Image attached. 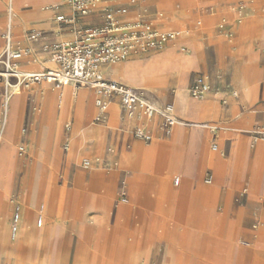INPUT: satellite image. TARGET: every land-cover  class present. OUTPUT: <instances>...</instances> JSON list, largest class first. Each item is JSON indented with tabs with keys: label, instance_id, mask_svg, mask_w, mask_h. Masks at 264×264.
I'll list each match as a JSON object with an SVG mask.
<instances>
[{
	"label": "crops",
	"instance_id": "obj_1",
	"mask_svg": "<svg viewBox=\"0 0 264 264\" xmlns=\"http://www.w3.org/2000/svg\"><path fill=\"white\" fill-rule=\"evenodd\" d=\"M10 2L13 5L12 0L8 5ZM66 2L59 0L58 6L46 11L47 6L57 3L49 4L44 7L45 11L32 14L28 21L18 17L13 5L14 20L18 17L26 32L24 42L20 43L15 36L16 23L13 22L16 45L12 43V46L25 53L19 62L22 71L40 72L53 68L54 65L48 61L49 54L44 50L72 39V28L59 25L55 20L58 16H71ZM242 2L253 6L259 1L137 0L135 5H129L121 1L100 0L89 15L79 19V26L97 27L102 24L104 10L125 7L130 17L143 14L160 32H179L178 27L189 31L178 43L168 47V54L162 53L167 48L165 46L162 51L121 62L124 68L141 66L151 69L141 83L119 74L117 64L101 68L105 79L131 88L157 108L168 104L175 108L177 93H180L179 110L174 113L178 124L169 133L164 132L159 118L148 121L139 112L128 115L121 109L118 98L97 95L87 88L75 90L68 85L72 91L67 94L64 113L58 108V117L63 118V130L59 140L61 158H58L57 171L62 167V178L66 153L72 148L74 133L78 143L90 145L94 150L100 142L106 149V162L98 165L108 170L94 168L89 179H85L82 171L74 167L73 177L66 182V188L82 196L94 186L103 188L106 177L110 175L115 183L111 193L112 214H115L123 200L130 201L128 186L134 183L139 173L131 166L146 164L149 170L142 176V182L155 183L157 195L154 200L145 205L130 203L121 209L125 225L115 227L112 234V248L118 259L131 254L134 260L142 257L140 264H165L169 254L173 264H264V140L253 141L255 133L264 131V18L252 15V11L245 8L247 19L243 25L234 20L232 24L217 29L218 23L229 16L230 9ZM5 10L0 9V56L5 47L3 36L6 33L2 34L7 25L3 22ZM30 32L38 33L39 38L29 41L27 35ZM198 76L207 77L210 86V92L203 100L196 99L201 104L191 102L195 99L189 93ZM11 83L15 81L11 80ZM37 86L29 90L21 89L22 95L16 100L19 115L13 145L4 147L12 153L14 147L26 144L28 150L24 158H15L10 169L16 177L15 202L23 199L22 196L27 199L30 180L23 179V176H31L34 171L31 166L34 142L26 139L24 132L31 130L28 122L34 116V109L43 107L34 93ZM11 89L6 91L0 82V134H3L6 125L1 120L2 108L5 111L9 100L16 99ZM6 92L8 102L4 108ZM96 99L107 104L102 124L95 122L101 116L95 106ZM51 102H58L56 96ZM56 124L59 125L58 122ZM67 125H70L69 131H66ZM137 128L147 132L151 140L145 143L135 139L133 132ZM68 140L71 148L66 152ZM213 147H216L215 151ZM172 152H177L179 161L175 174L167 169V157ZM216 153L223 159L222 170L218 173L213 157ZM25 161L29 165L25 166ZM46 171L48 177L51 173ZM52 173L54 176L56 172ZM175 179L179 180L177 186L174 185ZM208 179L210 183L206 184ZM219 179L226 183H219ZM172 193H175L173 201L170 199ZM119 195L124 199L120 201ZM4 202V213L0 218V264H7L8 251L20 259L27 253L25 246L11 247L7 243V239L12 243L18 239L22 215L18 203L13 204L6 199ZM190 204L200 214L192 221L186 216ZM17 206L20 209L19 232L17 239L11 240L10 229ZM73 208L72 217L66 223L69 241L72 234H77L79 243L76 251L81 248L89 251L84 244L87 242L90 245L94 226L83 219V201L75 200ZM209 213L214 215L211 230L205 226ZM50 215L51 211L43 237L50 236L57 229L56 222L50 221ZM28 217H33V209L28 211ZM165 229L171 232L169 239L165 237ZM48 251L49 247L45 246L41 254L45 255ZM39 254L37 249L36 257Z\"/></svg>",
	"mask_w": 264,
	"mask_h": 264
},
{
	"label": "rangeland",
	"instance_id": "obj_2",
	"mask_svg": "<svg viewBox=\"0 0 264 264\" xmlns=\"http://www.w3.org/2000/svg\"><path fill=\"white\" fill-rule=\"evenodd\" d=\"M0 1L3 3L2 9L4 10L6 8L3 14V22L7 24L10 18L9 12L7 11V5H8L9 0H0ZM58 1L59 0H12L13 5L16 8V11L18 13V16H20V13L22 12V10H26L25 12L37 14L38 12L45 11L44 10L45 6L49 4L57 3ZM257 2L258 3L253 6L247 5L245 2H242L241 4H237L233 6L230 9L229 16L224 17L218 23L217 29L220 26H226V25L232 24L235 19H238V11H237L238 9L237 8L239 6L243 7L244 9L249 8L252 11V15H256L257 17L264 18V14L261 12V8L264 6V0H257ZM245 21H242L240 25H242ZM177 29L180 32L179 38L176 41L170 42L167 45V48H165L162 51V53L166 52L168 50V47L171 44L178 43L184 34L189 33V31L183 28L178 27ZM221 30H224V29H220V31ZM7 31L8 30L5 29L2 32V34H5ZM25 33L26 32L24 28H22V30L20 31V34L17 35L19 37V40L21 41L20 43L24 42L25 37H26ZM117 65H124V64L119 63ZM109 71L111 72L112 69H109ZM61 87H57V86H53L52 84L44 83V84L38 85L35 88L34 93L39 95V94L44 93L45 89L46 90H54V89L57 90V89H60ZM70 90L72 91V88H70ZM76 95L77 94H75L74 97ZM191 102L201 104V102H198L197 100H193ZM59 105H60L59 102L55 104V108L57 111H59L58 109ZM2 111H3V108H2ZM33 112H34V116L31 117L28 122L29 126H31V130L29 129V130H26L25 132L23 131L24 134L26 135V139L29 138L30 140L31 138V140H33L34 142L33 143V154H31L32 155V159H31L32 165L31 166L33 167L34 171L31 176L30 175L23 176V179L30 180L29 193L27 194L26 200H25V197L22 196L23 199L20 198L19 201H16V202L14 201L13 199L15 197L14 185L16 183V177L13 174H11V171H10V169L13 167V162L15 158L19 156L24 158L25 152H28L26 144H22L21 146L18 145L17 147L13 146L15 148L13 153H11L10 149H8L9 156H10L9 161L8 163H6L0 168L1 169L0 170V203L4 205L5 199L11 201L13 204L18 203L21 207V215L23 213L22 211H24L25 208H27L28 210L33 209V217L30 218V222H31V226L34 229L36 235L34 239L31 241V243L25 246L27 248V253H26V256H24L22 259L31 261L35 264H39L44 259H47V258H50L51 260H56L58 257H63L65 260V264H73L74 258L79 252H81L83 254H86L89 257H94V256L96 258L98 257L105 264H109V263L112 264V262H115V264H126V262L127 264L128 263L132 264L133 262L135 264H140V262H142L141 256L134 260L131 254L130 255L125 254L121 259L120 258L118 259L117 253L111 246L113 244L112 234H113V231H115L114 229L115 227H122L123 225H125V217H124V214L121 212L122 208L126 207V205L130 203H135V202L140 203L141 205H145L146 202L152 201L154 200V198H156L157 191L154 190L155 183L154 182L153 183L152 182L151 183L142 182V176L146 173L139 171L138 175L135 178L134 183L128 186L129 187L128 195H129L130 201L121 202L115 214H112V198H111V193L115 189V183L110 175L106 177L105 186L103 188H98L94 186L93 188H91L90 191L86 192L84 195L77 196V193H75L73 190L69 188H66L67 186H65L66 182L70 181L71 178L73 177L74 167L82 171L81 174L82 176H84L85 179H89V176L91 175L94 168L101 169V170H108L104 166L98 165V164H102L106 162L105 161L106 160L105 159L106 149H104L103 145L100 142L98 143L97 149H94V150L92 149L90 145H85L82 142L78 143L76 141L75 133H74V142H73L72 148L68 153H66V167H65L64 176L62 178V167H60V169L57 171L58 159L57 157L53 156V152L50 146L51 147L57 146L58 154H59L58 158H61L60 157L61 147H60L59 140H60L61 131L63 130V119L59 120L58 121L59 125L56 126V130L58 132V138L50 143L49 140H47L48 138L45 137L47 136L45 133L47 123H42V124L38 122L36 123L35 115L38 112V109L36 111V108H35ZM96 124H102V122L96 123ZM73 132H74V127H73ZM9 145H13L12 141L10 142ZM213 157L216 160V165H215L216 173L221 172L222 170L221 164L223 162L221 155L219 153H216V154H213ZM83 159H88L90 161L97 160L98 162L95 164L91 163L89 164L88 168H84L82 164ZM168 159H170V156L168 157ZM25 162H26L25 166L29 165L28 161H25ZM177 164L179 167V161ZM9 166H10V169H9ZM131 169L135 170L134 166H131ZM46 170H50V173H51L48 175V177L46 175L48 171ZM54 171L56 173L53 176L52 172ZM169 172L172 174H175L178 172V170L176 172H171V171ZM171 181L172 179L170 180V183ZM218 182L226 183L225 180L223 179H219ZM7 185H9L10 187ZM138 193L141 195H139ZM172 194L175 195V193H172ZM79 199L80 201L84 202L83 219L85 221L90 222L91 225L94 226V231L92 234L90 245L87 242L84 244L86 247H89V251L88 249L83 250V248H81L80 251L78 250L76 251V247L78 246V243H79L77 234H72V238L70 239V241L68 238L69 229L66 223L72 217L71 213H72V210L74 209L73 208L74 201L79 200ZM118 199L121 201L124 199V197L119 195ZM174 199L175 197L172 198L171 200L173 201ZM216 200H217V197L214 198V201ZM39 204H40V207L44 206V209L42 212L43 214L42 223L41 222L38 223L37 221L38 215H40L41 213ZM50 211H51L50 221H52V223L56 222L57 229L50 236L43 237V233L45 231V225L48 219L47 214H49ZM198 215L200 214L197 213V210L194 208V206L190 204L188 206L187 213H186L188 220L192 221L193 219L197 218ZM77 220H78V215L76 216V221ZM213 222H214V215L213 213H209V215L207 216L206 222H205V226L207 230H211L213 228ZM111 223H113V226H111ZM170 235H171V232L168 229H165V237L168 238L170 237ZM7 241L9 242V239H7ZM19 242H20V238H18L15 241V243L14 242L13 243L15 245H19ZM46 245L49 247V251L45 255H42L41 251ZM190 245H192V241L190 242ZM37 249H38V252L40 253L38 257H36ZM165 264H173L169 254L166 255Z\"/></svg>",
	"mask_w": 264,
	"mask_h": 264
},
{
	"label": "built area",
	"instance_id": "obj_3",
	"mask_svg": "<svg viewBox=\"0 0 264 264\" xmlns=\"http://www.w3.org/2000/svg\"><path fill=\"white\" fill-rule=\"evenodd\" d=\"M112 2H126L135 5L137 0H109ZM100 0H67L66 4L71 10L70 17L58 16L55 18L59 25L72 28V39L47 47L48 59L53 68L40 72L22 71L19 62L25 54L24 51L14 49L9 31L3 36L5 41L4 50L0 56V82L6 91L10 88L29 90L41 83L53 84L57 87L72 85L75 90L87 88L97 95L116 97L119 99L121 109L128 115L139 112L148 121L159 118L161 127L165 133H169L177 124L173 106L168 104L163 108H157L143 99L141 94L131 88L115 81L104 78L101 68L111 66L130 59L154 52L162 51L167 43L174 39L171 33L158 31L145 15L137 13L129 16L127 8L117 10H104L102 24L97 27H82L78 25L79 19L86 17L93 11ZM238 19L245 16V9L237 8ZM264 13V6L261 8ZM219 28H223L220 26ZM38 33L30 32L27 35L29 41L39 38ZM11 80L15 83L12 84ZM210 92L207 77L198 76L189 89L192 98L203 100ZM8 102V94L4 96V108ZM95 106L100 110L101 116L95 122L104 121L102 117L107 111V104L101 99H96ZM70 125L66 126V131ZM133 137L142 142H149L151 136L141 128L135 129ZM264 140V131L254 134L253 141ZM67 148V147H65ZM216 147H213L215 151ZM84 168L89 164L84 163ZM179 180H174L178 185ZM210 180H206L209 184ZM17 214L15 213L10 229L14 236Z\"/></svg>",
	"mask_w": 264,
	"mask_h": 264
},
{
	"label": "bare ground",
	"instance_id": "obj_4",
	"mask_svg": "<svg viewBox=\"0 0 264 264\" xmlns=\"http://www.w3.org/2000/svg\"><path fill=\"white\" fill-rule=\"evenodd\" d=\"M59 3L57 4H53V5H49L45 8V10H49L51 7H55V6H58ZM3 8V3L1 2L0 3V9ZM7 11L9 12V15H10V18L8 20V23L6 25V29L9 31L10 33V39H11V42L13 44H15L14 42V39H13V22L16 23V32H15V36H16V39H19V37L17 35L20 34V31L22 30L23 26H21L20 24V20H19V16L17 17V19L14 20V8H13V5L12 3L10 2V4L8 5V9ZM33 13H30V12H25V13H20V17L22 19H24L25 21H28L30 19V16L32 15ZM247 18L246 17H242L240 19H235L236 20V23H241L242 21L246 20ZM243 25V24H242ZM162 33H171L174 35V39L169 41L167 43V45L170 43V42H173L175 41L176 39L179 38L180 36V33L179 32H176V31H167V30H164ZM16 45V44H15ZM166 45V46H167ZM183 52H185L184 50H182ZM167 53V52H166ZM173 53V52H172ZM165 54V53H164ZM164 54L162 56H164ZM168 54V53H167ZM174 54V53H173ZM172 55V54H170ZM175 55V54H174ZM177 56V55H176ZM159 58V57H158ZM161 58V57H160ZM174 58V57H173ZM162 59V58H161ZM49 61V59H48ZM50 62V61H49ZM119 64V63H118ZM117 67H120L119 68V74L125 76L127 79H129L130 81H134V82H139L141 83L142 80L146 79V77L148 76V74L150 73V70L151 69H147V68H142L141 66H138V67H128V68H124L123 65H116ZM115 68V67H114ZM116 69V68H115ZM118 69V68H117ZM113 71V69H112ZM168 73V72H167ZM163 74V73H162ZM166 75V73H165ZM112 76V75H111ZM151 76V74L149 75ZM119 77V76H118ZM117 77V78H118ZM121 77V76H120ZM163 77V76H162ZM113 78V76H112ZM115 78V77H114ZM158 78V77H157ZM164 78V77H163ZM168 79V78H167ZM115 80H117L115 78ZM168 82V81H166ZM163 83V82H162ZM41 84H44V83H41ZM45 84H48V83H45ZM147 85V84H146ZM166 85V83H165ZM146 87V86H145ZM148 87V85H147ZM160 87V86H159ZM158 87V88H159ZM162 87V86H161ZM155 88V86H154ZM70 87L66 86V87H61L60 89H57V90H44V93L42 94H39V95H42V96H39L37 95V98L40 100V102L42 103V108H38V112L36 113L35 115V122L37 123H47V127H46V130H45V133L49 140V142H53L54 140H56L58 138V132L56 130V122H58L59 120L63 119H59L58 117V111L56 110L55 108V103H52V98L54 96H56L58 102L60 103V105L58 106V108L60 107L61 110L63 111L64 113V108H65V100H66V97H67V94L68 92H70ZM11 92L14 96H16V99H11L9 100V103L7 105V109L5 111H2L1 113V120L5 121V130L3 132V134H0V168L5 165L6 163H8L9 161V151L8 149H4L5 146H8L10 144V142L12 141V138H13V135H14V132H15V124H16V121H17V118H18V115H19V110H18V107H17V103H16V100L18 98V96L22 95V91L17 89V88H12L11 89ZM77 95L74 97L76 99ZM196 100V99H195ZM181 103V97H180V93H177V100H176V103H175V108H174V105L173 106V111L175 113V111L177 112L179 110V105ZM113 104V103H112ZM197 104V103H195ZM207 104V103H206ZM91 108V106H90ZM73 110H75V108L73 107ZM77 110V109H76ZM36 111H37V108H36ZM64 115V114H63ZM113 115H115V113H113ZM34 130V129H33ZM31 139V138H30ZM72 140V139H71ZM48 142V141H47ZM46 142V143H47ZM45 144V143H44ZM47 146V145H46ZM44 146V147H46ZM66 152H68L71 148L70 146V141L68 140V143H67V146H66ZM7 148V147H6ZM51 150L53 152V156L54 157H57L58 159V148L57 146H53L51 147ZM21 152V151H20ZM74 152V151H73ZM13 153V152H12ZM43 153V152H42ZM23 154V153H22ZM49 155V154H48ZM170 156V159H167V169L168 171H171V172H176L178 170V154L177 152L175 153H170L168 155V157ZM50 157V156H49ZM72 157V156H71ZM167 157V158H168ZM13 158V157H12ZM23 158V157H22ZM42 159V158H41ZM40 159V160H41ZM68 159V158H67ZM70 159V158H69ZM11 160V159H10ZM87 163V164H95L97 163L98 161L95 160V161H90L88 159H84L82 161V164L84 165V163ZM134 168L135 170H137L138 172H145L147 173L149 168L148 166L145 164H135L134 165ZM9 169H10V166H9ZM1 170V169H0ZM3 174V173H2ZM141 174V173H140ZM3 176V175H2ZM10 176V175H9ZM5 178V177H4ZM8 179V178H7ZM5 181V180H4ZM7 182V181H6ZM6 185V184H5ZM13 185V184H12ZM9 186V185H7ZM10 187V186H9ZM7 187V188H9ZM6 188V187H5ZM4 189V188H3ZM141 190V189H140ZM153 190V189H152ZM154 190H156L154 188ZM8 192V191H7ZM140 193V192H139ZM138 193V194H139ZM154 193V191H153ZM156 193V192H155ZM44 194V193H43ZM152 194V193H151ZM8 195V194H7ZM141 195V194H139ZM138 195V197H139ZM155 195V194H154ZM42 197V196H41ZM151 197V196H150ZM175 195H171L170 199L174 198ZM9 199V198H8ZM11 199V198H10ZM14 199V198H13ZM143 199V198H142ZM150 199V198H149ZM152 200V199H151ZM41 201V199H40ZM122 202H126V200H123ZM20 206V205H19ZM39 207H40V204H39ZM43 209H44V206H41V213L38 217V221L39 223L43 221ZM52 210V209H51ZM28 210L27 208L24 209V211H22V219H21V225H20V233H19V236H18V232H19V223H20V209L19 207L17 206L16 207V214H17V220H16V227H17V231L15 233L14 236H11L10 234V237H11V240H16L17 239V236L18 238H20V242H19V245H22V246H26L27 244L31 243V241L34 239L36 233L34 231V229L32 228L31 226V222H30V218L28 217ZM4 213V205L0 203V218L2 217ZM48 215V214H47ZM42 226V225H41ZM42 228V227H41ZM40 230V229H39ZM42 234V233H41ZM39 240V239H38ZM38 242V241H37ZM7 243L10 244L11 247H15L17 245H15L14 243L12 242H8ZM48 245V244H47ZM46 245V246H47ZM112 246V245H111ZM20 247V246H19ZM6 257H7V264H35L31 261H28V260H23V259H20L16 256H14L13 254H11V251H8L6 253ZM168 259V258H167ZM130 260V259H129ZM128 261V260H127ZM6 263V262H5ZM39 264H65V260L63 257H58L56 260H51L50 258H47V259H44L41 263ZM73 264H105L102 260H100L98 257L96 258L95 256L94 257H89L87 256L86 254H83L81 252H79L76 257L74 258V261H73ZM110 264V263H109ZM112 264H115V262H112ZM127 264V262H126ZM129 264V263H128Z\"/></svg>",
	"mask_w": 264,
	"mask_h": 264
}]
</instances>
